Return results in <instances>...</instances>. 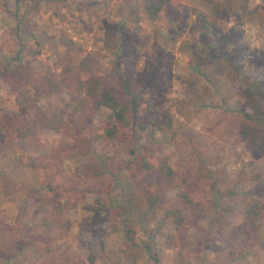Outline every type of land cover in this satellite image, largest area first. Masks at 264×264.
<instances>
[{
    "label": "rangeland",
    "instance_id": "rangeland-1",
    "mask_svg": "<svg viewBox=\"0 0 264 264\" xmlns=\"http://www.w3.org/2000/svg\"><path fill=\"white\" fill-rule=\"evenodd\" d=\"M150 1L155 0H0V115L37 130L0 150V217L5 220L0 264H264V209L240 234L233 232L245 221L248 196L264 203V151L240 134V112L249 109L248 100L238 91L240 79L230 76L236 44L246 51L245 71H263L255 59L264 53V0L227 9L219 27L223 33L238 31L233 44L202 37L192 9L210 13L206 0H167L169 8L156 20L145 11ZM233 1L239 7L243 0ZM124 44L136 48L135 69L146 80L161 65L155 112L147 116L144 104L139 121H170L171 127L150 137L151 125H136L132 132L130 118L127 137L108 141L97 131L111 121L110 110L79 108L84 91L75 80L80 73L65 82V67H80L89 55L96 74L117 84L118 71L131 61ZM46 75L59 77L60 84L37 96L34 84ZM18 99L26 101L24 107ZM62 108H68V126L44 128V119ZM132 148L138 156L155 151L177 176L193 168L188 190L203 205L194 224L177 228L165 216L187 186L152 192L146 184L142 192L127 169L119 171V180L110 175L112 164H102L104 158L116 155V164L125 165L135 158ZM200 162L212 172L198 178ZM130 195L138 202L126 210L123 201ZM55 201L65 204L57 214L58 229L51 225L57 222L51 216ZM148 237L157 244L159 262L142 244ZM127 239L135 245V261L116 255Z\"/></svg>",
    "mask_w": 264,
    "mask_h": 264
},
{
    "label": "trees",
    "instance_id": "trees-1",
    "mask_svg": "<svg viewBox=\"0 0 264 264\" xmlns=\"http://www.w3.org/2000/svg\"><path fill=\"white\" fill-rule=\"evenodd\" d=\"M211 6V12L193 8V14L200 22V30L203 38L218 37L224 44H233L236 42L238 31L230 33H223L219 27V21L228 17V8L238 9L243 8L247 0L239 3V7L235 5L233 0H206ZM167 0L150 1L145 11L151 20H156L163 9H168ZM177 16L181 13L177 11ZM238 50L230 54L231 70L230 76L233 81H241L238 91L242 93L248 100L249 109H242L240 112V134L242 137L250 140L254 148L264 151V53L259 58V63L262 65V72L245 71V61L243 55L246 51L240 48V44H236ZM126 50L130 56V63L126 65L124 71H118L117 79L119 83L108 84L102 77L98 76L92 65L91 56L86 55L80 61V67L77 65L65 67V82L72 80V75L76 76L75 85L84 91V97L79 108L87 107L89 111H99L101 108H107L112 114V119L108 123H100L97 131L98 138H105L108 141L120 140L126 138L130 133L128 127V120H133L134 127L132 132H135L136 125L141 129H147L151 125L148 135L153 137L156 129H168L171 127V122L167 124L157 125L156 121L151 118L150 123L139 121L140 107L145 104L147 116H151L154 111V105L161 94V84L157 81V73L161 70V65H157L153 70V78L146 80L143 74H140L135 69L136 60L140 57L137 50L133 46L124 44L121 48ZM207 45H204V53H207ZM162 63V61H160ZM159 62V63H160ZM128 75L131 77L129 78ZM61 79L46 75L41 83H35V93L41 96L60 84ZM141 85L138 88L137 85ZM21 107L25 106L26 101L17 100ZM68 108L59 109L56 116L46 117L43 121V127L53 130H62L68 126V121L65 119ZM70 111V110H69ZM38 114H44L42 108H38ZM258 122L253 125L251 122ZM6 132V133H4ZM37 134L36 128L32 125L26 124L19 119L8 120L0 115V150L3 147L10 145L12 141L22 142L29 137ZM130 143H133L132 141ZM135 158L127 164L118 165L115 162L116 155L106 156L102 164L112 165L109 167L110 175L116 180H119V171L127 169L129 177L136 186L144 192L146 184L149 190L154 192L158 187H175L187 186V191L178 193L176 204L169 208L165 216L173 218L177 223V228L183 225H192L202 215L203 205L201 201H195L189 190L192 189V184L189 178L193 174V168L186 167L181 174L177 176L173 167L168 165L163 157L156 154L155 151L138 156L134 148L131 149ZM116 164V165H115ZM197 177L201 178L208 175L212 171L200 162L197 163ZM189 189V190H188ZM138 202V197L130 195L124 198L123 206L127 210L132 208ZM245 221L233 228L235 234H240L242 228L246 227L249 222H253L256 217H259L264 209V203L248 196L245 199ZM51 216L57 218V214L62 211L65 204L61 201L51 203ZM144 248H146L151 257L159 262V255L157 251V244L152 237H148L142 241ZM135 245L130 239L124 241L116 251L117 254H123L126 259L135 261L137 253Z\"/></svg>",
    "mask_w": 264,
    "mask_h": 264
},
{
    "label": "crops",
    "instance_id": "crops-1",
    "mask_svg": "<svg viewBox=\"0 0 264 264\" xmlns=\"http://www.w3.org/2000/svg\"><path fill=\"white\" fill-rule=\"evenodd\" d=\"M13 206H14V205H12V207H13ZM14 210H15V209H13V211H12L11 213H12L13 216H16ZM59 222H60V221H59ZM59 222H58V221H57V222H52L51 225H53V223H55V224H56V225H55V229H58V227H62V225L59 224ZM4 223H5V220H4L3 216H2V217H0V229H1V226L4 225ZM23 225H24V224H23ZM23 225L21 224V227H20V228H22ZM19 226H20V225H19ZM31 228H32V227H31ZM32 229H33V228H32ZM10 236H12V235H10ZM17 238L22 239L21 237H19V234H18Z\"/></svg>",
    "mask_w": 264,
    "mask_h": 264
}]
</instances>
